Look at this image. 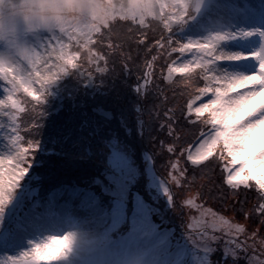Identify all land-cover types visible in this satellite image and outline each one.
I'll use <instances>...</instances> for the list:
<instances>
[{
	"label": "trees",
	"instance_id": "obj_1",
	"mask_svg": "<svg viewBox=\"0 0 264 264\" xmlns=\"http://www.w3.org/2000/svg\"><path fill=\"white\" fill-rule=\"evenodd\" d=\"M187 13L192 18L199 14L191 6ZM191 23L192 19L171 27L172 38L184 43L177 32ZM110 27L111 37L107 29H103L101 34L94 35L92 45L99 54L98 64L106 66L104 73L99 72L96 65L85 63L86 55L80 49L75 60L77 65H83L81 69L85 73L91 72L94 89L98 87V90L87 88L84 85L87 78L78 77L75 68L69 70L60 86L64 94L61 103L48 99L46 103L36 105L23 94L20 96L24 109L13 120V125L22 134L23 145L30 147L26 156V168L30 171L21 180V184L28 186L27 195L31 194L25 205L60 185L80 184L86 189H94L109 205H113L117 194L126 189L127 198H120L127 205L126 218L115 233L129 230V217L135 211V198L139 196L160 227H166L165 220L170 219L168 222L178 236L180 230H187L184 224L190 215L186 197L179 193L182 188L188 189L187 182L192 181L189 190L204 193L203 199H195L196 204L233 215L230 208L240 207L245 200L244 193L234 199L232 190L220 184L219 168L213 164L202 169L201 165H192L187 159L188 148L195 141L189 135L193 131L189 125L195 121V116L187 112L188 94L181 83L185 77L180 74L171 81L164 79L166 65L178 53H173L171 58L167 54L157 57L149 70L155 75L143 88L141 77L148 70L146 62L156 55L155 50L151 55L145 54L158 37L156 23L148 18L146 26H141L117 19ZM73 49L77 51L75 47ZM202 86V83L197 85ZM101 109L111 111L112 116L100 114ZM187 116L191 120L185 119ZM198 135L196 132V137ZM216 155L214 151L202 164H208ZM124 163L126 168L120 166ZM181 172H184L183 177ZM153 177L164 181L166 190L153 185ZM254 203L255 200L248 196L245 207ZM222 208L224 212H221ZM6 218L7 215L0 216V233L6 227L13 228L12 223L4 226ZM251 218L259 220L258 215ZM204 253L211 264H247L243 259H234L224 248Z\"/></svg>",
	"mask_w": 264,
	"mask_h": 264
},
{
	"label": "snow or ice",
	"instance_id": "obj_2",
	"mask_svg": "<svg viewBox=\"0 0 264 264\" xmlns=\"http://www.w3.org/2000/svg\"><path fill=\"white\" fill-rule=\"evenodd\" d=\"M185 7V0H168L167 3L163 0H95L94 8L85 14L83 23L73 17L62 28L37 36L38 46H32L23 62L16 64L0 57V79L8 84L10 92L5 100H0V106L6 104L11 109L19 108L17 94L21 92L31 95L38 105L48 83L71 69L83 67L75 62L76 56L80 54L79 49L83 48L87 53L85 63H95L99 59V54L92 47L94 35L107 29L110 38V25L117 19L146 26V20L151 18L159 34L145 53L151 55L152 50L156 51L152 60L146 62L148 70L141 77L144 85L147 86L149 78L155 75L149 70L157 57L167 54L171 58L173 53L179 54L177 59L171 61V65L180 66L166 65L168 74L164 79H171L173 72L182 73L185 77L181 83L188 94L187 112L196 116V121L189 125L193 129L189 135L198 144L196 152H189L187 159L192 165H201L202 169L214 164L220 169V184L232 190L233 198L241 192L245 195L239 208H230L233 215L212 212L196 205L201 217L211 216L210 221L201 222L204 230L200 236L209 245L222 242L236 260L243 259L247 264H264V251L257 254V244L264 246V234L259 228L249 229L246 223L240 222L258 215L259 224L264 226V56H260L259 70L252 74L226 76L212 71L217 62L238 59L239 54L225 56L219 53L216 41L223 40V34L197 43H179L172 38L171 25L182 18ZM73 47L77 49L75 53L71 51ZM180 57H183L182 64ZM38 82L39 87L33 88ZM201 83L203 86L197 87ZM205 96L208 97L206 101L201 100ZM196 100L201 101L199 106H194ZM205 113L207 116L201 119ZM13 116L15 119L16 116ZM185 119L191 120V117ZM196 132H199L198 137ZM29 151L30 147L24 145L22 156L7 161L0 158V211L7 203L9 193L26 172V161L22 157H26ZM214 151L217 155L213 160L202 164ZM5 163L8 167H5ZM180 176L183 177L184 172ZM187 183L188 189L182 188L179 193L186 197L185 203L192 205L195 199L204 198L202 191L189 190L192 181ZM248 196L255 203L245 207ZM221 212H224L223 208ZM208 229L219 231L220 235H208ZM68 244L69 237L66 234L50 235L40 242H34L29 250L19 256L11 257L9 264H54Z\"/></svg>",
	"mask_w": 264,
	"mask_h": 264
},
{
	"label": "rangeland",
	"instance_id": "obj_3",
	"mask_svg": "<svg viewBox=\"0 0 264 264\" xmlns=\"http://www.w3.org/2000/svg\"><path fill=\"white\" fill-rule=\"evenodd\" d=\"M164 1L168 2V0ZM3 3L4 0H0V4ZM185 5L182 18L171 25L173 28L178 22L183 24L192 19V23L189 26H184L177 32L180 38L185 40L184 43L206 42L212 40L217 34H223L225 38L216 41L219 53L225 56L239 54L238 59H225L217 62L213 66L212 71L226 76H242L259 70L260 56H264V0H214L209 8L197 12L199 14L193 18L187 13V8L190 6L194 7L195 0H185ZM251 8H254L255 13L252 12ZM94 37L92 38L93 43L95 42ZM31 43L32 46H38L37 38L33 37ZM80 50L87 55L83 48ZM71 51L75 53L73 48ZM253 53H258L259 55H253ZM11 55L8 41L0 39V57L4 58ZM177 56L175 59H177ZM189 58L191 57L189 56ZM180 59L182 64L183 57H180ZM171 61L168 65H171ZM12 63L19 64V61L13 60ZM89 64L96 65V69L101 73L106 70L105 65H100V62L98 64V59L95 63ZM20 67L23 69L24 66L21 64ZM100 69L104 71H100ZM77 70L78 77L87 78V82L84 85L87 88L94 89V78L81 68H77ZM68 73L69 71L61 74L58 79L46 85L43 91V98L39 103H46L48 99L57 103L62 102L64 94L60 86L65 81ZM167 74L166 68L164 76H167ZM180 74L182 73L173 72L171 79L165 80L171 81ZM149 82H151V77ZM38 87L39 82L33 85V88ZM142 87L145 88L144 80ZM94 90H98V87ZM9 94L8 84L3 79H0V100H5ZM21 94L35 102L31 95L21 92L17 94V99L20 101L19 108L11 109L6 104L0 106V158L5 159V161L9 158L15 159L18 156H22L23 137L13 125V114L19 117L20 111L24 109V103L20 100ZM207 98L205 96L201 100L206 101ZM200 102V100H196L194 106H199ZM99 113L106 117L112 116L111 111L105 109L99 110ZM188 114L195 116L194 113ZM204 116L206 117L207 113ZM193 120L196 121V116ZM205 131H207V128H205ZM197 147L198 144L194 141L188 148L186 156L188 157L189 152L194 154ZM22 158L25 159L27 165L28 158ZM189 162L191 163L190 160ZM120 166L123 168L127 167L125 163ZM5 167H8L7 163H5ZM29 171L30 168H26L25 174L9 193L8 201L3 206L2 211H0L2 218L7 215L4 226L14 222L11 230L6 227L0 233V264H9L11 257L19 256L29 250L34 242H40L50 235L65 234L69 237L67 251L54 261V264H101L98 254L83 253L74 246L73 232L71 230L81 224L95 226L96 229L103 233L108 243L115 248L123 249L133 243H143L161 255L163 264H188L186 257L189 259V264H211V260L207 259L204 251L211 253L216 249H226L222 242L209 245L201 238L200 232L204 230L201 228V222L210 221L211 216L205 215L201 217L200 209L196 207L199 204L195 202L192 205H187L190 208V215L184 224L187 230H180L178 236L168 222L170 219L165 220L164 225L166 227H160V223L153 218L147 204L139 196H136L135 211L129 217L130 230L124 232L122 236L116 237L115 229L126 218L127 205L123 199H120L127 198L126 189H123L122 195L116 196L117 198L114 200L113 205H108L102 201L97 193L91 190H84L80 185H69V187L60 185L51 194L46 195L44 198L35 197L34 200L25 205L24 202L28 195L31 194L27 195L28 186L21 184V180L28 175ZM151 183L153 185L156 184L161 190H166L167 188L166 183L157 177H153ZM17 190L20 191L17 192ZM77 209L82 210L84 212L83 215L77 214ZM211 211L217 212L215 210ZM240 222L246 223L249 229L259 228L261 234L264 233V226L259 224V220H252L250 217ZM213 234L219 236L220 232H213L208 229V235ZM192 247L195 248L192 249ZM257 247L262 246L257 244ZM263 250L264 248L260 251ZM226 251L229 252L227 249ZM257 254H259V250Z\"/></svg>",
	"mask_w": 264,
	"mask_h": 264
},
{
	"label": "clouds",
	"instance_id": "obj_4",
	"mask_svg": "<svg viewBox=\"0 0 264 264\" xmlns=\"http://www.w3.org/2000/svg\"><path fill=\"white\" fill-rule=\"evenodd\" d=\"M94 6L95 0H4L0 4V39L8 41L12 54L4 58L23 62L33 37L58 30L73 17L83 23ZM71 231L74 246L83 253L98 254L101 264H163L161 255L143 243L123 249L111 246L91 224H81Z\"/></svg>",
	"mask_w": 264,
	"mask_h": 264
},
{
	"label": "water",
	"instance_id": "obj_5",
	"mask_svg": "<svg viewBox=\"0 0 264 264\" xmlns=\"http://www.w3.org/2000/svg\"><path fill=\"white\" fill-rule=\"evenodd\" d=\"M213 0H195V9L198 11L205 10Z\"/></svg>",
	"mask_w": 264,
	"mask_h": 264
}]
</instances>
